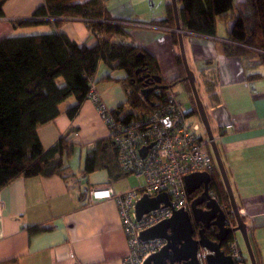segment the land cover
Wrapping results in <instances>:
<instances>
[{"label":"crops","instance_id":"crops-1","mask_svg":"<svg viewBox=\"0 0 264 264\" xmlns=\"http://www.w3.org/2000/svg\"><path fill=\"white\" fill-rule=\"evenodd\" d=\"M82 2L84 0H78ZM168 0H105L110 19L127 27L128 37L110 35L112 40H126L140 45L158 60L162 76L172 81L181 76L177 55L180 46L174 43L175 27L156 24L166 15ZM44 0H7L0 16V40L10 36L63 31L72 41L88 42L87 21L78 17H61V25L47 16H35ZM36 20L30 25H16L20 21ZM183 30V29H182ZM227 33L218 36L201 35L183 30L184 47L191 69L216 72V86L206 90V102L219 131L215 134L240 213L245 217L248 234L257 264H264V77L249 79L250 74L264 75L257 50L242 57H227L216 49V41L229 42ZM255 54L256 57H251ZM100 62L96 76L98 90L107 106L123 117L130 110L127 93L120 82L101 80L111 73L124 76L123 70L110 71ZM213 73V72H212ZM211 73V74H212ZM209 74V75H211ZM205 74H203L204 76ZM206 88V85H205ZM178 98L179 93L173 89ZM187 102H180L190 110L192 105L186 88ZM74 97L61 104L63 113L54 121L38 128V135L46 149L54 146L61 136L78 145L71 165L78 175L65 181L62 177L18 176L0 189V262L10 264H123L129 245L125 236L118 206L113 198L90 202V191L111 188L123 193L139 185L132 174L111 179L106 169L84 176L80 170L88 151L98 139L108 137L109 131L96 105L86 100L71 119L65 110L74 105ZM193 121H201L197 115ZM199 118V119H196ZM78 161L75 163L76 159ZM45 227L30 234L29 226ZM240 248L246 264L249 253L240 232ZM228 253V252H227Z\"/></svg>","mask_w":264,"mask_h":264},{"label":"trees","instance_id":"trees-1","mask_svg":"<svg viewBox=\"0 0 264 264\" xmlns=\"http://www.w3.org/2000/svg\"><path fill=\"white\" fill-rule=\"evenodd\" d=\"M0 0V16L3 4ZM180 23L183 30L208 36H218V22L233 20L227 28L226 39L216 41V49L227 57H242L255 52L260 65H264V0H242L237 5L233 0H177ZM35 16L54 17L61 25V17L87 19L89 37L97 39L92 46L88 42L72 41L63 31L10 36L0 40V189L18 176L51 177L58 175L69 182L78 175L71 165L78 145L61 136L57 143L46 149L38 135V128L54 121L63 113L61 104L70 97L76 103L65 112L74 119L87 100L91 81H95L100 62H105L110 71L123 70L124 76L113 77L110 72L101 80L120 82L127 93L129 112L123 117L113 111L116 119L130 122L145 117L165 100L167 92L180 82L185 85L191 102L187 116L197 115V105L186 77L181 55H177L181 76L167 81L157 58L144 47L126 40H112L110 35L128 37L127 27L110 19L105 0H44L35 11ZM156 24L175 27L176 18L171 0L166 4V15ZM36 20H24L16 25L36 24ZM174 43L179 37L173 34ZM210 98L217 101L211 92L216 86V72L201 71ZM203 74H205L203 76ZM211 74V75H209ZM264 77L260 73L250 74L249 79ZM64 83L59 84L58 80ZM160 79V82L157 80ZM198 82V78L196 83ZM149 90L148 92H144ZM203 100L202 96L200 95ZM214 134L219 131L210 112V104L204 101ZM106 169L110 178L117 179L127 174L121 167L116 145L110 136L98 139L95 147L88 151L83 168L84 176ZM210 190L220 204L231 211L227 190L219 169L212 174ZM200 191L189 195L190 202ZM245 220V217L243 216ZM233 221L236 222L233 217ZM45 230V227L29 226L30 234ZM216 228L206 234L216 240ZM197 235V234H196ZM234 237L230 232L223 249L228 252V242ZM13 260L0 262L10 264Z\"/></svg>","mask_w":264,"mask_h":264},{"label":"built area","instance_id":"built-area-1","mask_svg":"<svg viewBox=\"0 0 264 264\" xmlns=\"http://www.w3.org/2000/svg\"><path fill=\"white\" fill-rule=\"evenodd\" d=\"M87 100L96 105L106 124L109 136L118 149L122 169L139 180L137 187L123 193H115L111 188L92 190L89 201L105 198H113L116 201L129 245V252L125 255L123 264H144L147 258L166 245V240H145L141 238V233L170 218L174 210L191 209L184 177L193 172H208L212 175L218 169L211 141L202 129V122L193 121L187 116L188 109L180 102L173 89L167 92L165 100L151 113L130 122L116 119L102 99L94 81H91ZM150 144L153 145L143 156L141 149ZM162 192L169 195L171 204L161 203L158 208L138 219V200L143 195L153 197ZM213 195L215 196L214 193ZM221 206L226 213L227 226L232 229L231 233L234 235L228 242V254L236 264H246L238 231L234 230L237 223L233 221V212L224 205ZM208 254L206 249L199 250L198 258L203 264Z\"/></svg>","mask_w":264,"mask_h":264},{"label":"water","instance_id":"water-1","mask_svg":"<svg viewBox=\"0 0 264 264\" xmlns=\"http://www.w3.org/2000/svg\"><path fill=\"white\" fill-rule=\"evenodd\" d=\"M171 3L176 18L180 55L186 71V77L195 98L200 120L211 141L212 152L229 196L231 210L237 223L234 230H237L242 235L251 264H257L248 234L247 223L240 213L204 102L197 88L196 74L188 63L183 41V30L180 23L178 2L177 0H171ZM157 81L160 82V79ZM148 91L145 90L144 92L146 93ZM152 145L143 147L141 154L145 156L147 150ZM184 181L189 195L194 194L196 191H200V193L192 199L190 210H174L170 218L141 233V238L145 240L154 238H163L166 240V245L160 251L147 258L144 264H203L198 258L200 249L209 251V254L205 257L204 264H236L232 256L223 249L224 241L232 229L227 226L226 213L219 200L210 190L212 175L208 172H193L187 174L184 177ZM161 203L164 205L171 204L170 197L166 192L159 193L153 197L143 195L136 204L137 218L140 219L143 214L158 208ZM210 228L217 229L216 240L211 239L206 234V230Z\"/></svg>","mask_w":264,"mask_h":264},{"label":"rangeland","instance_id":"rangeland-1","mask_svg":"<svg viewBox=\"0 0 264 264\" xmlns=\"http://www.w3.org/2000/svg\"><path fill=\"white\" fill-rule=\"evenodd\" d=\"M241 1L242 0H233V4L234 5H237ZM232 23H233V20H231V18L228 20V22L219 21L218 22V30H220V33H225L226 30H227V28H230L232 26ZM250 56L251 57H256L255 54H251ZM257 59H259V58H257ZM197 78H198L197 88H198L199 94L202 96L203 100L205 101L206 100V88H205V84H204V81H203V77H200V75L198 74L197 75ZM58 83L60 85L63 84L64 83L63 79L60 78L58 80ZM184 88H185V85L182 82H180V83H178V84H176V85H174L172 87V89H175L178 93L180 92L179 93L180 94L179 95V98L183 102H187V96H186V94L182 93ZM189 99H190V97H189ZM196 119H199V118H196ZM202 129H203V131L205 130L204 126L202 127ZM77 161H78V158L74 162L76 163Z\"/></svg>","mask_w":264,"mask_h":264}]
</instances>
